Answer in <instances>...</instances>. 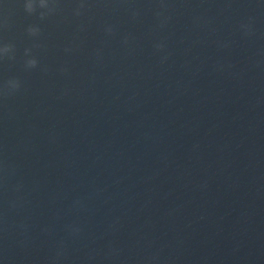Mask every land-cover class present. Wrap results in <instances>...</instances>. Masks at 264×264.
<instances>
[{
	"label": "water",
	"instance_id": "95a60500",
	"mask_svg": "<svg viewBox=\"0 0 264 264\" xmlns=\"http://www.w3.org/2000/svg\"><path fill=\"white\" fill-rule=\"evenodd\" d=\"M4 48L0 264H264V0H0Z\"/></svg>",
	"mask_w": 264,
	"mask_h": 264
},
{
	"label": "clouds",
	"instance_id": "9594fccd",
	"mask_svg": "<svg viewBox=\"0 0 264 264\" xmlns=\"http://www.w3.org/2000/svg\"><path fill=\"white\" fill-rule=\"evenodd\" d=\"M2 51H7V49H6V48H4V49H0V52H2ZM28 63H29L30 66H31V65H34V64H35V60H31V61H29Z\"/></svg>",
	"mask_w": 264,
	"mask_h": 264
}]
</instances>
